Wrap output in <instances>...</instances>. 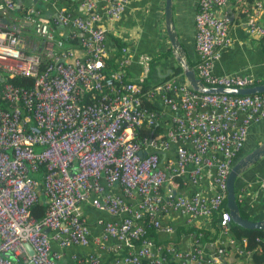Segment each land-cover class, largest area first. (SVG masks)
Instances as JSON below:
<instances>
[{
	"label": "built area",
	"instance_id": "obj_1",
	"mask_svg": "<svg viewBox=\"0 0 264 264\" xmlns=\"http://www.w3.org/2000/svg\"><path fill=\"white\" fill-rule=\"evenodd\" d=\"M129 1L0 0V264H58L69 245L90 248L72 254L75 264H227L204 248V230L190 231L189 248L151 236L214 216L220 248L245 264L263 250L264 233L255 249L232 235L223 205L249 128L264 118V92L203 93L175 77L144 90L148 54L138 57V81L127 79L131 50L108 44L107 23ZM230 4L247 16V33L264 39V1L197 0L194 70L207 87L258 84L246 73L214 72L232 44L230 19L218 14ZM15 75L33 77V86L7 81ZM41 194L38 221L31 207ZM87 201L99 217L93 224ZM171 214L182 221H165Z\"/></svg>",
	"mask_w": 264,
	"mask_h": 264
},
{
	"label": "crops",
	"instance_id": "obj_2",
	"mask_svg": "<svg viewBox=\"0 0 264 264\" xmlns=\"http://www.w3.org/2000/svg\"><path fill=\"white\" fill-rule=\"evenodd\" d=\"M264 1V0H262ZM164 4L165 0H130L121 16L116 21L108 22L107 41L110 46H115L118 50L125 46L130 48L132 59L126 69L127 79L138 81L143 75L142 68L138 62V57L142 54H148L153 59L165 57L166 64L164 67H156L153 71L149 67L148 73L144 79L149 87L153 86L163 78L166 74L172 73V66L178 62L172 55L170 45L165 33L164 25ZM197 0H174L173 3V23L177 33L181 48L184 51V58L191 62L193 68L198 61V55L194 47L195 24L194 14L196 10ZM48 14V11L45 12ZM220 16H227L230 19V36L232 44L221 51V58L216 62L214 67L215 73H246L254 77L257 81L264 80V39L249 35L246 30L247 16L238 11L233 5L218 11ZM66 34V33H65ZM121 43V47H117ZM110 63V64H109ZM113 66L111 60L108 61ZM150 66V64H149ZM178 81H182L183 77L176 76ZM264 140V118L258 122H254L248 131L243 153L252 150L257 143ZM264 157L257 163L252 165L243 174L236 179L235 191L236 199L240 202L242 210L250 216V218L259 219L264 216ZM114 186L117 193H121V188ZM190 188H193L192 186ZM140 197L136 196L130 202H139ZM84 212L92 224L98 215L91 207L90 201L84 205ZM107 217V214H102ZM165 221L172 224H179L182 217L178 214L166 216ZM195 229L208 230L211 240L204 239L203 246L207 251H212L227 264H245V258L235 254L230 248L223 249L215 241L216 229L211 220H195L193 226ZM102 228L93 226L95 234L101 233ZM190 230L185 225L177 228L176 234H158L153 236L156 241L163 243H175L182 248L191 246L189 237ZM54 249L58 246L53 243ZM226 247V246H225ZM90 248H83L69 245L62 249L63 256L58 260V264H75L71 256L74 253L83 254ZM227 251V254L223 253Z\"/></svg>",
	"mask_w": 264,
	"mask_h": 264
},
{
	"label": "water",
	"instance_id": "obj_3",
	"mask_svg": "<svg viewBox=\"0 0 264 264\" xmlns=\"http://www.w3.org/2000/svg\"><path fill=\"white\" fill-rule=\"evenodd\" d=\"M173 3L174 0H165L164 4V25L165 33L168 39V43L171 48V52L175 60L181 66L183 70L184 81L193 90L203 93H229V94H254L264 92V83L256 84L254 86L246 88H214L207 87L196 76L193 67L189 66L188 62L185 60L183 54L184 51L181 48L180 42L177 37L175 26L173 23ZM7 22V20H4ZM168 76L166 74L165 78ZM264 157V140L260 142L256 147H254L249 152L243 154L238 160L235 161L231 167L226 180V207L231 216V221L243 228L247 229H260L264 230V216L256 220H250L244 218L240 215L239 207L237 204L236 193H235V182L241 174H243L252 165L257 163L260 159ZM174 193V191H173ZM49 230L46 229L45 232ZM30 254L32 250L28 244L25 245Z\"/></svg>",
	"mask_w": 264,
	"mask_h": 264
},
{
	"label": "trees",
	"instance_id": "obj_4",
	"mask_svg": "<svg viewBox=\"0 0 264 264\" xmlns=\"http://www.w3.org/2000/svg\"><path fill=\"white\" fill-rule=\"evenodd\" d=\"M121 46H122V44L118 43L117 47H121ZM188 64H189V66L193 67L191 62L188 61ZM176 76L183 77V70H182L181 66L179 64H177V63L174 66H172V73H170L164 79H168V78H172V77H176ZM10 81H12L13 83L18 84V85H23L25 87H29V86H31L33 80H32L31 77L16 76V77L10 79ZM257 83L258 84L264 83V80L257 81ZM139 84L143 87L144 90L149 88V86L146 83H144V82L139 83ZM161 130H162V128L155 129L154 130V134L157 133V132H161ZM139 131L141 133H144V132H147L148 130H146L145 128H141ZM258 144L259 143H257L256 146ZM243 149L241 150V152L237 156L236 160H238L244 154L243 153ZM42 170H43V167H41V172H42ZM34 176H35V178H37L39 180L41 178V173L35 174ZM235 193H236V191H235ZM237 204H238V207H239L240 215L242 217H244V218L253 220L252 218H250V216H248L242 210V206H241V204H240V202L238 200H237ZM46 206H47V201H46L45 197L41 194L39 199H38V201L31 207V213L38 221H40L42 219L44 211L46 209ZM223 206H224L225 209H227L226 200L224 201V205ZM254 220H256V219H254ZM217 221H218L217 216H214V219L212 220V224L215 225V222H217ZM188 229L190 231L196 230L195 227H189ZM230 229H231L232 235L235 238H237V239H240L242 237L247 238L248 247L250 249H255L257 247V242L255 241V238L258 237V236H262V234L264 233V230L243 228V227H241V226H239V225H237V224H235L233 222H231V224H230ZM204 234L205 235H204L203 240L207 239V238H208L207 240H211L212 239V238H210L208 236L210 234V232L208 230H204ZM151 236L152 237L155 236L153 231H151ZM262 247H263L262 252L255 251L252 254V260H253V262L255 264H263L264 263V243H262ZM142 264H147V262L143 261Z\"/></svg>",
	"mask_w": 264,
	"mask_h": 264
},
{
	"label": "rangeland",
	"instance_id": "obj_5",
	"mask_svg": "<svg viewBox=\"0 0 264 264\" xmlns=\"http://www.w3.org/2000/svg\"><path fill=\"white\" fill-rule=\"evenodd\" d=\"M31 34H32V31H30V33H28V35H31ZM36 41H37V39H36ZM164 58L165 57L163 56V57H158V58L153 59L154 62L150 63V66H149V67H151V70L153 71L158 66H161L163 68L164 64L167 63V61H165Z\"/></svg>",
	"mask_w": 264,
	"mask_h": 264
},
{
	"label": "clouds",
	"instance_id": "obj_6",
	"mask_svg": "<svg viewBox=\"0 0 264 264\" xmlns=\"http://www.w3.org/2000/svg\"><path fill=\"white\" fill-rule=\"evenodd\" d=\"M4 22H5V21H4ZM8 22H9V21L7 20V23H8ZM27 52H29V51H27ZM16 76H22V75H15V76H12V77H8V78H7V81H8V82H11L13 85L21 86V87H24V88H26V89H30V88L33 86V81H32L31 86H29V87H25V86H23V85H18V84L13 83L12 81H10V79H12V78H14V77H16ZM2 77H3V75H2L1 78H0V82L2 81ZM22 77H28V76H22ZM31 78H32V80H33V77H31ZM163 79H164V78H163ZM183 80H184V76H183ZM0 105L3 106V107H7L6 103H5L3 100H1V99H0Z\"/></svg>",
	"mask_w": 264,
	"mask_h": 264
}]
</instances>
